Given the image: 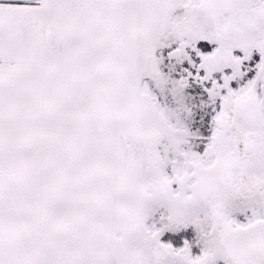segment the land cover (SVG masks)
Here are the masks:
<instances>
[{"label":"snow or ice","instance_id":"6c2138e0","mask_svg":"<svg viewBox=\"0 0 264 264\" xmlns=\"http://www.w3.org/2000/svg\"><path fill=\"white\" fill-rule=\"evenodd\" d=\"M0 264H264V0H0Z\"/></svg>","mask_w":264,"mask_h":264}]
</instances>
